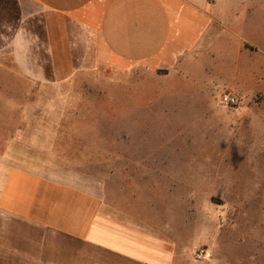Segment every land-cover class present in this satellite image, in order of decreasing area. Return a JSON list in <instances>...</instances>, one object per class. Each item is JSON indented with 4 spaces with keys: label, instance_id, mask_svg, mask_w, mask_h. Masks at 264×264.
<instances>
[{
    "label": "crops",
    "instance_id": "crops-1",
    "mask_svg": "<svg viewBox=\"0 0 264 264\" xmlns=\"http://www.w3.org/2000/svg\"><path fill=\"white\" fill-rule=\"evenodd\" d=\"M28 1L41 8L49 71L57 84L110 69L171 77L190 89L213 90L216 82L222 83L217 60L247 59V83L231 89L243 94L264 87V0ZM26 36L21 30L13 33L14 59L28 58ZM144 84L141 80L147 94L158 92ZM200 101L210 109L218 106L215 100ZM159 103L144 100L140 108ZM259 109L264 110V101L243 100L230 112L264 116ZM127 141L104 153L110 157L105 171L120 175L118 183L105 178L102 192L33 170L30 157L0 164V210L30 226L13 230L24 243L8 245L16 253L8 264H212L193 257L205 246L210 255L207 225L196 233L191 211L179 207L182 227L176 229L169 222L177 204L174 191L153 196L155 186L159 190L161 183L168 186L178 177L163 165L151 168L147 159L135 161ZM89 150L79 154L91 155ZM148 173L151 181L146 180ZM183 197L178 202L185 203Z\"/></svg>",
    "mask_w": 264,
    "mask_h": 264
},
{
    "label": "rangeland",
    "instance_id": "rangeland-1",
    "mask_svg": "<svg viewBox=\"0 0 264 264\" xmlns=\"http://www.w3.org/2000/svg\"><path fill=\"white\" fill-rule=\"evenodd\" d=\"M20 30L29 41L26 60L12 55L13 33ZM216 63L222 83L216 82L213 90L190 89L171 77L110 69L57 84L49 71L41 8L28 0H0V164L30 157L33 170L102 192L105 178L118 183L120 175L105 171L110 157L104 153L125 146L128 138L126 148L135 161L147 159L151 168L163 165L178 177L168 186L161 183L159 190L155 186L153 196L174 191L177 204L169 222L176 229L182 227L180 208L191 211L196 233L207 225L206 261L264 264V116L247 110L233 114L230 110L239 103H222L230 92L239 102L264 101V87L237 93L231 85L247 83V59ZM141 80L158 92L147 94ZM144 100L160 103L143 110ZM200 100H215L218 106L210 109ZM88 148L91 155L79 154ZM146 175V180L153 179ZM183 195L182 204L178 199ZM15 228L30 226L0 210V264L16 255L8 245L24 243L22 235H13Z\"/></svg>",
    "mask_w": 264,
    "mask_h": 264
},
{
    "label": "built area",
    "instance_id": "built-area-1",
    "mask_svg": "<svg viewBox=\"0 0 264 264\" xmlns=\"http://www.w3.org/2000/svg\"><path fill=\"white\" fill-rule=\"evenodd\" d=\"M222 103L226 106L234 107L239 103V99L234 94H225L222 96ZM207 257L206 249L201 248L194 252V258L196 261H203Z\"/></svg>",
    "mask_w": 264,
    "mask_h": 264
}]
</instances>
